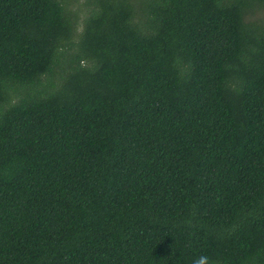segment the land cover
Masks as SVG:
<instances>
[{
    "label": "trees",
    "instance_id": "obj_1",
    "mask_svg": "<svg viewBox=\"0 0 264 264\" xmlns=\"http://www.w3.org/2000/svg\"><path fill=\"white\" fill-rule=\"evenodd\" d=\"M264 264V0H0V264Z\"/></svg>",
    "mask_w": 264,
    "mask_h": 264
},
{
    "label": "clouds",
    "instance_id": "obj_2",
    "mask_svg": "<svg viewBox=\"0 0 264 264\" xmlns=\"http://www.w3.org/2000/svg\"><path fill=\"white\" fill-rule=\"evenodd\" d=\"M191 264H215L214 261L210 260V257L206 254L199 255L195 257Z\"/></svg>",
    "mask_w": 264,
    "mask_h": 264
}]
</instances>
